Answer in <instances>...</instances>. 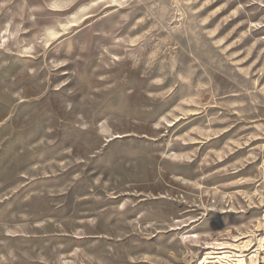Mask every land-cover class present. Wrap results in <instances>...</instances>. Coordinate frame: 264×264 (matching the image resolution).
Returning a JSON list of instances; mask_svg holds the SVG:
<instances>
[{"label": "rangeland", "instance_id": "rangeland-1", "mask_svg": "<svg viewBox=\"0 0 264 264\" xmlns=\"http://www.w3.org/2000/svg\"><path fill=\"white\" fill-rule=\"evenodd\" d=\"M261 250L264 0H0V264Z\"/></svg>", "mask_w": 264, "mask_h": 264}, {"label": "bare ground", "instance_id": "bare-ground-1", "mask_svg": "<svg viewBox=\"0 0 264 264\" xmlns=\"http://www.w3.org/2000/svg\"><path fill=\"white\" fill-rule=\"evenodd\" d=\"M248 237L249 236H239V237H236L235 242L241 241L244 238H248ZM209 248H211V246H209ZM216 249L217 250L229 249V250H232V251H239L240 247H238V246H232V245H227V246H224V247H217ZM261 251H264V250H261ZM254 252H256V251H254ZM257 254L254 255L256 258H257ZM235 257H241V256L240 255H235ZM261 258L264 261V256H262ZM259 259L260 258H258V260H257V264L259 262ZM254 261H255V259H254ZM200 264H208V262L206 260H203ZM235 264H243V260L242 259H238V260L235 261ZM254 264H256V261L254 262Z\"/></svg>", "mask_w": 264, "mask_h": 264}, {"label": "built area", "instance_id": "built-area-1", "mask_svg": "<svg viewBox=\"0 0 264 264\" xmlns=\"http://www.w3.org/2000/svg\"><path fill=\"white\" fill-rule=\"evenodd\" d=\"M258 264H264V261L261 259V261H259Z\"/></svg>", "mask_w": 264, "mask_h": 264}]
</instances>
